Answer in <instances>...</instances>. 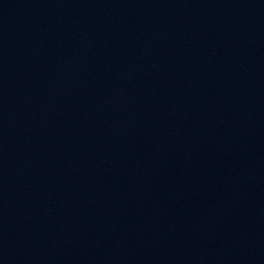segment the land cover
<instances>
[{
	"label": "water",
	"instance_id": "1",
	"mask_svg": "<svg viewBox=\"0 0 264 264\" xmlns=\"http://www.w3.org/2000/svg\"><path fill=\"white\" fill-rule=\"evenodd\" d=\"M0 264H264V0H0Z\"/></svg>",
	"mask_w": 264,
	"mask_h": 264
}]
</instances>
